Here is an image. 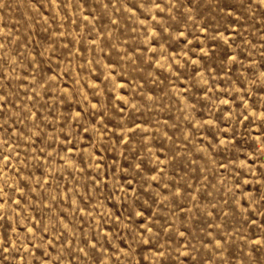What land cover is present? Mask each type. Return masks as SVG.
Here are the masks:
<instances>
[{"label": "rangeland", "instance_id": "obj_1", "mask_svg": "<svg viewBox=\"0 0 264 264\" xmlns=\"http://www.w3.org/2000/svg\"><path fill=\"white\" fill-rule=\"evenodd\" d=\"M0 264H264V0H0Z\"/></svg>", "mask_w": 264, "mask_h": 264}]
</instances>
